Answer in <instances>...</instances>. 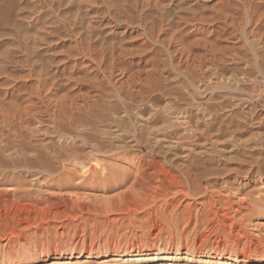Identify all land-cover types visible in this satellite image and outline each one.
Listing matches in <instances>:
<instances>
[{"label":"rangeland","instance_id":"374dc122","mask_svg":"<svg viewBox=\"0 0 264 264\" xmlns=\"http://www.w3.org/2000/svg\"><path fill=\"white\" fill-rule=\"evenodd\" d=\"M263 103L264 0H0V145L22 150L0 166L23 180L0 182V264H264ZM12 109L24 127L1 122Z\"/></svg>","mask_w":264,"mask_h":264},{"label":"bare ground","instance_id":"6f19581e","mask_svg":"<svg viewBox=\"0 0 264 264\" xmlns=\"http://www.w3.org/2000/svg\"><path fill=\"white\" fill-rule=\"evenodd\" d=\"M260 44V43H259ZM244 47V46H243ZM254 47V46H253ZM256 48V47H255ZM254 48V49H255ZM221 49V48H220ZM249 49V48H248ZM226 50V49H225ZM219 51V50H218ZM223 53V52H222ZM231 55V54H230ZM199 56V55H198ZM196 57V56H195ZM194 57V58H195ZM200 57V56H199ZM198 58V57H197ZM204 58V57H203ZM184 59V58H183ZM181 60H182V58H181ZM190 60V59H189ZM194 60V59H193ZM186 61V60H185ZM196 61V60H195ZM182 62V61H181ZM202 62H203V60H202ZM192 64V63H191ZM190 64V65H191ZM194 64H196V63H194ZM202 64V63H201ZM197 65V64H196ZM201 66V65H200ZM195 67H198V66H195ZM207 67V66H206ZM181 68V67H180ZM187 69V68H186ZM123 72V71H122ZM187 72V71H186ZM205 72V69H204V71H203V73ZM202 73V74H203ZM122 74V73H121ZM121 77V76H120ZM165 77V76H164ZM226 77V76H225ZM131 78V77H130ZM170 79V78H169ZM222 79V78H221ZM91 86V85H90ZM104 92V91H103ZM106 93V92H105ZM97 94V93H96ZM95 94V95H96ZM100 95V94H99ZM115 95V94H114ZM110 96V95H109ZM194 97H192V99H193ZM255 98V97H254ZM105 99V98H104ZM112 99V98H111ZM114 99V98H113ZM187 99V98H186ZM238 99V98H237ZM108 100V99H107ZM173 100V99H172ZM109 101V100H108ZM173 101H175V100H173ZM110 103H111V101H109ZM189 102V101H188ZM188 102H186V103H188ZM241 102V101H240ZM102 103H104V102H102ZM109 103V104H110ZM166 103V102H165ZM167 103H169V100H168V102ZM142 104V103H141ZM190 104H192V103H190ZM264 104V103H263ZM104 105V104H103ZM113 105V104H112ZM182 105V104H181ZM189 105V104H188ZM236 105H238V103H236ZM252 105V104H251ZM30 106V105H29ZM88 106V105H87ZM180 106V105H179ZM179 106H177V105H173V103L172 104H165V107H163V109H162V113H164V114H167V116L169 115V116H171V118L172 119H174V118H176V117H179L178 115H181V114H190L191 112H190V110L192 109V108H190V106H186L187 108H185L187 111H185L184 112V110L185 109H182V108H180ZM192 106V105H191ZM194 106V105H193ZM61 107V106H60ZM91 107V106H90ZM105 107V106H104ZM223 107V106H222ZM62 108V107H61ZM89 108V107H88ZM107 108V107H106ZM160 108V107H159ZM257 109V108H256ZM89 110V109H88ZM102 110V109H101ZM127 111V110H126ZM154 111V110H153ZM157 111V110H156ZM8 112V111H7ZM31 113V112H30ZM29 112L28 113H23V112H18V110H16V111H14L13 109L12 110H9V112L7 113V115H6V117L7 118H5V115H3L2 116V118H3V120L1 121V122H3L4 124L5 123H7V125H10V123L12 122H15L16 121V123L18 124V125H21L20 127L22 128V126L24 127V123L27 121V119L31 116V114H30ZM131 113V112H130ZM202 113H204V112H202ZM3 113H1V115H2ZM25 116H24V115ZM28 114H30V116L28 115ZM129 114V113H128ZM152 114V113H151ZM185 114V115H186ZM206 114V113H205ZM208 114H211V113H209L208 112ZM207 114V115H208ZM215 114V113H214ZM126 115V114H125ZM191 115V114H190ZM34 116V115H33ZM110 116V115H109ZM168 116V117H169ZM197 116V115H196ZM205 116V115H204ZM32 117V116H31ZM37 117V116H36ZM108 117V116H107ZM182 117V116H181ZM185 118V117H184ZM207 120H210V124L211 123H216V122H220V126L218 127V131H221L222 133L224 132L223 131V129H224V126H227V125H224L225 123L223 122V121H221L220 119H222L217 113H216V115L215 116H210V115H208L207 117H205ZM188 119V118H187ZM190 119H191V117H190ZM259 119V118H258ZM262 119V118H261ZM31 120V119H30ZM101 120V119H100ZM108 120V119H107ZM116 121V120H115ZM39 122V121H38ZM42 122V121H41ZM41 122H39V123H41ZM160 122V121H159ZM11 123V124H12ZM27 123H28V121H27ZM179 123V126L181 125H184V123H182V122H178ZM16 124V125H17ZM112 124V125H111ZM110 125V130L111 131H113V132H115V134L116 133H118L119 135L120 134H123L122 132H120V130L122 131V129H121V125L119 126V124L118 125H115V123L113 124V122L111 123ZM156 124V123H155ZM198 124V123H197ZM13 126H14V124H12ZM36 125V124H35ZM39 125V124H38ZM90 125V124H89ZM162 125V124H161ZM164 125V124H163ZM171 125V124H170ZM6 126V125H5ZM31 126V125H30ZM118 126L120 127V128H118ZM165 126V125H164ZM164 126H162V127H164ZM172 126V125H171ZM8 127H10V126H8ZM7 127V128H8ZM16 127V126H15ZM14 127V128H15ZM19 127V128H20ZM25 127H27V126H25ZM83 127V126H82ZM162 127H158V126H156V127H154V129L152 130V132H154V133H164L166 130H164V128H162ZM170 127V126H169ZM174 127H176V126H174ZM10 128H12V127H10ZM13 128V129H14ZM89 128V127H88ZM171 128V127H170ZM205 128V127H204ZM207 128V127H206ZM9 129V128H8ZM28 129H29V127H28ZM40 129V128H39ZM125 129V128H124ZM123 129V130H124ZM172 129V128H171ZM170 129V130H171ZM175 129V128H174ZM193 129L194 130H199V127L197 126V125H191V122H188V126L187 127H184V129L183 130H186V132H187V134L184 132L183 134V136L182 137H178V138H180V140H181V138L182 139H187V138H191V137H193V133H195L194 131H193ZM102 130V129H101ZM10 131H11V129H10ZM13 131H15V130H13ZM13 131H12V133H13ZM34 131V130H33ZM49 131H50V129H49ZM125 131V130H124ZM123 131V132H124ZM176 131V130H175ZM202 131V130H201ZM201 131H199V133H197L196 135H198V136H200L199 134H201L200 132ZM207 131H208V129H207ZM248 131V130H247ZM7 132V131H6ZM43 132V131H42ZM53 131H51V133H52ZM101 132V131H100ZM120 132V133H119ZM189 132V133H188ZM192 132V133H191ZM221 132H219L220 133V135H222V133ZM261 132V131H260ZM4 133V132H3ZM2 133V134H3ZM80 133V132H79ZM125 133V132H124ZM127 133V132H126ZM126 133H125V136H126ZM166 133V132H165ZM202 133H203V131H202ZM47 134V133H46ZM114 134V135H115ZM130 134V133H129ZM186 134V135H185ZM5 134H3V136H4ZM10 135V134H9ZM25 135V134H24ZM5 136H8L7 134L5 135ZM115 136H117V135H115ZM121 136H123V135H121ZM124 136V137H125ZM181 136V135H180ZM203 136L204 135H202V138H203ZM264 136V135H263ZM11 137V136H10ZM27 137V136H26ZM120 137V136H119ZM131 137V136H130ZM134 137V136H133ZM172 137V136H171ZM206 137V136H205ZM262 137V136H261ZM8 138H9V136H8ZM114 138V137H113ZM12 139H13V137H12ZM117 139V138H116ZM130 139V138H129ZM195 139V138H194ZM205 139V138H204ZM208 139V138H207ZM9 140V139H8ZM7 139H5V141H3V142H5V144L1 147V145H0V154H8V155H6V156H9V157H11L13 154H16V153H18V152H22V150L19 148V145H17L18 147H16V144H15V146H12V145H10V144H8L6 141H8ZM178 140V139H177ZM188 140V139H187ZM187 140H185V141H187ZM209 140V139H208ZM207 140V141H208ZM256 140V139H255ZM138 141H140V140H138ZM138 141H136V139H132V141L131 142H134L133 143V145H136V143L138 144ZM172 141H174V140H172ZM205 141V140H204ZM207 141H205V142H207ZM211 141V140H210ZM9 142V141H8ZM11 142V141H10ZM17 142V141H16ZM123 142V141H122ZM136 142V143H135ZM147 142V141H146ZM179 142V141H178ZM177 141H176V145H177V143H178ZM181 142H183V141H181ZM188 142V141H187ZM173 143V142H172ZM171 143V144H172ZM184 143V142H183ZM180 144V143H178V145L177 146H180V147H182V149H185V153L183 152L182 154H183V156H187V155H189L190 153H191V149L190 148H192V147H190L189 145L188 146H186V148H185V143L184 144ZM209 143V142H208ZM211 143V142H210ZM75 144V143H74ZM73 144V145H74ZM122 144V143H121ZM169 145V147L171 148V146L172 145ZM174 144V143H173ZM175 144L173 145V146H175ZM180 144V145H179ZM194 144V143H193ZM10 145V146H9ZM190 145H192V144H190ZM209 145V144H208ZM172 146V147H173ZM177 146H175V147H177ZM79 147V146H78ZM123 147V146H122ZM131 147V146H130ZM204 147H206V145L204 146ZM34 148V147H33ZM73 147H72V145H71V149H72ZM81 148V147H80ZM93 148V147H92ZM138 148V147H137ZM203 148V147H202ZM76 149V148H75ZM121 149V148H120ZM204 149V148H203ZM114 150V149H113ZM204 150H207L206 148L204 149ZM262 150V149H261ZM18 151V152H17ZM93 151H95V149L93 150V149H90V150H88V152H90L91 154L90 155H94V154H96V153H94ZM194 151V150H193ZM57 152V151H56ZM96 152V151H95ZM97 152H100V150L99 151H97ZM116 152V151H115ZM187 152H189V154H187ZM52 153V152H51ZM113 154H115V153H113ZM97 155V154H96ZM95 156H93V158H94ZM124 157V156H123ZM172 157V156H171ZM5 158V157H4ZM74 158V157H73ZM90 158V157H89ZM97 158V157H96ZM95 158V159H96ZM140 158V157H139ZM77 160V162H79V164L81 165V167L82 168H84V167H86L85 166V163H80L81 162V160L79 161V159H76L75 158V161ZM133 160V159H132ZM14 161V160H13ZM209 161V160H208ZM95 162V161H94ZM138 162V161H137ZM170 161H168V163H169ZM215 162V161H214ZM241 162H243V161H241ZM142 163V162H141ZM171 163V162H170ZM84 164V165H83ZM145 164V163H144ZM184 164V163H183ZM136 165H139V164H136ZM143 165V164H142ZM147 166V165H146ZM152 166V165H151ZM160 166V165H159ZM172 166V165H171ZM143 167V166H142ZM155 167H156V165H155ZM177 168H178V166H176ZM163 168V167H162ZM181 168V167H180ZM88 169V168H87ZM86 169V170H87ZM140 169H142V168H140ZM157 169V168H156ZM155 169V170H156ZM159 169H160V167H159ZM158 170V169H157ZM161 170V169H160ZM160 170H158V172L160 171ZM164 170H165V166H164ZM29 171V173H30V175H32V177H34L35 179L36 178H39V177H41V176H38V175H40V173H37V172H34V171H32V170H28ZM105 171V170H104ZM163 171V170H162ZM161 171V172H162ZM128 172V171H127ZM9 173H12L13 174V177L11 178L12 180H14V179H16L17 181H19V183H22L23 182V180H21V176L19 175V176H15L16 175V173H15V171H14V168H6V167H3V166H0V182H2V183H7L8 182V180H10L11 181V179H7L6 178V175H8ZM149 173V172H148ZM167 172H165V173H163L164 175L166 174ZM168 173H170V171H168ZM167 173V174H168ZM185 173V175H186V172H184ZM187 173H190V172H188L187 171ZM28 174V173H27ZM48 174V173H47ZM50 174V173H49ZM156 174V173H155ZM158 174V173H157ZM162 174V175H163ZM179 175H180V173H178ZM130 175V174H129ZM140 175H142V177L143 178H145V180H146V175H144L143 176V173L142 174H140ZM139 175V176H140ZM152 175V177H153V175L154 174H151ZM184 175V174H183ZM183 175H180V176H183ZM189 174H187V176H188ZM104 176V175H103ZM135 176V175H134ZM191 176V175H190ZM256 176V175H255ZM47 177V176H46ZM157 177V176H156ZM166 177V176H165ZM185 177V176H184ZM192 177V176H191ZM119 178H120V176H119ZM160 178H161V175L159 176V181H160ZM183 178V177H182ZM122 179V178H121ZM149 179V178H148ZM170 179V183H169V187H175V188H180V190H181V192H183L184 191V187H183V184L184 183H182V180H181V177H179L178 175L177 176H174V177H170L169 178ZM185 179V178H184ZM188 179H189V177H188ZM201 179V178H200ZM163 180V179H162ZM165 180V179H164ZM163 180V181H164ZM118 181V180H117ZM147 181V180H146ZM211 181V180H210ZM113 182V181H112ZM135 182V181H134ZM158 182V181H157ZM162 182V181H161ZM11 183V182H10ZM139 183H141V181L139 182ZM163 183V182H162ZM166 183H168V182H166ZM186 183L187 184H189V180H187L186 181ZM201 183H202V181H201ZM142 184V183H141ZM155 184V183H154ZM165 184V183H164ZM158 185V184H157ZM156 185V186H157ZM166 185V184H165ZM186 185V184H185ZM191 185V184H190ZM23 186V185H22ZM143 187V186H142ZM159 187V186H158ZM157 187V188H158ZM163 187V186H162ZM168 187V186H167ZM169 187L167 188L168 190H169ZM166 188V187H165ZM166 189H164V191H165ZM170 190H172V189H170ZM177 190V189H176ZM179 190V191H180ZM187 191V190H186ZM29 192V191H28ZM188 192V191H187ZM161 193V192H160ZM169 193V192H168ZM177 193H178V190H177ZM26 194H28V193H26ZM26 194H20V195H18V202L21 204V202H23V200H25V198L23 199V197L24 196H26ZM162 194V193H161ZM174 194H176V193H174ZM174 194H173V196H174ZM182 195V194H181ZM160 196V195H159ZM175 196H178V195H175ZM195 197V196H194ZM16 201V200H15ZM28 201V200H27ZM26 202V201H25ZM29 202V201H28ZM35 202V201H34ZM33 202V203H34ZM149 203V202H148ZM218 204V203H217ZM22 205V204H21ZM26 205V204H25ZM35 205V204H34ZM76 205V204H75ZM206 205H207V203H206ZM18 206H19V204H18ZM23 206H24V204H23ZM22 206V207H23ZM31 206V205H30ZM233 206V205H232ZM16 207H17V205H16ZM34 207V206H33ZM213 207V206H212ZM26 208H27V206H26ZM30 208V207H29ZM85 208V207H84ZM137 208V207H136ZM181 208V207H180ZM200 208V207H199ZM198 208V209H199ZM215 208H217V207H215ZM219 208V207H218ZM217 208V209H218ZM23 209H25V208H23ZM32 209V208H31ZM189 209H191V208H189ZM209 209V208H208ZM210 209H213L212 211H215L216 212V209L214 210V208H210ZM209 209V210H210ZM226 209V208H225ZM16 210V209H15ZM166 210V209H165ZM200 210V209H199ZM198 210V211H199ZM209 210H207V211H209ZM226 210H228V209H226ZM17 211V210H16ZM28 211V210H27ZM137 211V210H136ZM186 211H188L187 209H186ZM206 211V210H205ZM211 211V210H210ZM223 211V210H222ZM229 211V210H228ZM22 212H23V210H22ZM30 212V211H29ZM193 212V211H192ZM197 212V211H196ZM200 212H202V211H200ZM224 212V211H223ZM20 213V212H19ZM154 213V212H153ZM191 213V212H190ZM189 213V214H190ZM210 213V212H209ZM222 212H220L219 214H221ZM193 213H191V215H192ZM212 214H214V212L212 213ZM227 214V213H226ZM225 213H223V214H221L222 215V217L223 218H227L228 216H225L226 215ZM17 215V214H16ZM31 215V214H30ZM151 215H153V214H151ZM215 215V214H214ZM229 215V214H228ZM28 216H29V214H28ZM5 217V216H4ZM209 217V216H208ZM221 217V216H220ZM219 219V218H218ZM212 220V219H211ZM220 220V219H219ZM222 220V219H221ZM227 220V219H226ZM28 221H29V219H28ZM196 221V220H195ZM195 221H193V222H195ZM213 221V220H212ZM211 221V222H212ZM27 222V221H26ZM190 222H192L191 221V219H190ZM228 223H230V222H228ZM31 224V223H30ZM23 225V224H22ZM28 225V224H27ZM17 226V225H16ZM153 226V225H152ZM17 231V230H16ZM11 232V231H10ZM2 233V232H1ZM157 234V233H156ZM116 258V260H118V261H120V258H118V257H115ZM93 258H90V256H87V259H85L83 262L85 263V262H88V261H93L92 260ZM167 260V261H170L169 262V264H177L178 262H180V261H191L192 260V258H191V256L189 255V253H185V254H180V253H177V254H168V255H159V252H141V253H130V254H128V255H126V257L124 258V260L126 261V262H129V260L130 261H142V260H150V261H158V262H160V261H162V260ZM108 260H111V259H108L107 257H105V258H102L100 261V264H109L110 262L108 261ZM114 260V259H113ZM238 260H240L239 258H238V256H233V257H228V258H226V257H224V256H215V258H209V257H198V263L199 264H235V262H237ZM118 263V262H117Z\"/></svg>","mask_w":264,"mask_h":264}]
</instances>
